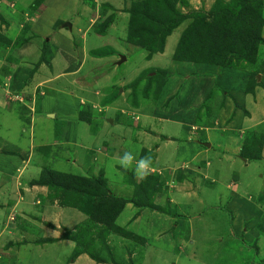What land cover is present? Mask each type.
Wrapping results in <instances>:
<instances>
[{"label": "crops", "instance_id": "1", "mask_svg": "<svg viewBox=\"0 0 264 264\" xmlns=\"http://www.w3.org/2000/svg\"><path fill=\"white\" fill-rule=\"evenodd\" d=\"M3 1L0 3V36L3 38V41L0 38V264H131L136 253L134 250L123 252L125 247L131 246L130 242L145 245L141 264H175L187 259L186 256L182 260L179 257L187 242L192 247H198V236L194 235L197 242L189 241V238H185L187 235L178 236L182 235L183 227L179 219L172 217L175 219L173 221L162 217L160 212L140 209L127 203L116 218L115 225L138 236L141 241L110 232L105 238L109 250H105L96 238L100 226L94 224L92 230L96 233L92 236L95 242L91 253L103 261L98 262L83 253L73 262H68L75 249V242L62 236L70 231L76 234L84 224L89 223V218L78 209L63 205L54 190L35 184L34 181L40 179L44 169L53 170L54 162H59L72 147L75 156L72 162L68 160L69 166L85 175L103 176L112 194L126 200L134 197V188L128 182L130 177L136 183L142 179L131 170L121 169L115 161L126 149L135 147L133 150H139L137 158H152L153 170L148 175L158 174L162 182L161 190L152 197L156 205L165 208V203L162 205L160 200L168 198L171 207L184 210L189 207L197 213L198 218L195 219L198 223L202 221L198 211L206 202L214 206H228L234 216L231 235L237 236L235 230L239 218L241 214L249 213V205L253 206L250 200L254 194L264 198V189L254 179L255 169L249 165L250 162L264 161L262 79H256L258 85L248 90L254 68L250 72L222 68L229 71L223 77L220 75L222 70L211 72L213 68L210 64L175 62L171 57L169 62L160 66L156 61H160L158 56L161 54H154L149 59L144 54L143 60L147 66L162 68L166 72L154 103L159 108L166 106L168 110L165 114L158 113V117L150 116L156 113V109L151 106V112H147L146 107L140 113H134L137 115L134 117L135 122H126L129 130L122 135L129 137V134H133L138 141L135 143L130 136V142L123 145L122 138L113 135L115 124L106 115L107 105L103 101L109 96L124 93V90L121 87L119 91L106 89L110 94H101L100 82H104L105 78L98 76L95 79L93 71L97 70L98 75L110 69V73L115 75L116 66L120 63L113 58V50L104 55L102 50L108 46L105 37L108 30L119 31V24L123 23L127 39L130 20L128 11L134 0H62L60 3L57 0H41L35 18L28 22L34 24L30 34L28 27L24 29L26 22L23 23L18 14L26 12L36 0H20L17 11L9 7L12 12L7 11V14L6 9L1 8L4 7ZM186 1L187 4H178L181 13L187 10V6L189 11L198 10L201 6L206 9L205 6L209 7L215 0H206L207 4L201 1L200 5L194 0ZM60 4L70 8L59 9ZM50 11L54 15L48 17ZM71 12L73 19L70 17ZM82 18L84 22L79 24ZM107 18L110 23L99 34L98 23L103 24ZM56 19L60 24L70 21L71 26H59L56 29ZM79 25L85 28L81 29ZM74 26H77L81 47H77L74 37H71ZM88 36L89 40L85 42ZM261 36L264 39V29ZM126 42L130 47L134 45L128 40ZM99 48L102 55L97 54ZM170 62L185 66L180 67L183 73L175 76L169 72ZM89 65L95 67L90 66L88 69ZM97 65H102V69L96 68ZM197 67L199 74L195 72ZM216 67L218 69L219 66ZM258 68L256 65V70ZM263 71L261 67L257 74L261 75ZM238 78L240 81L235 85L234 81ZM120 79L122 81L123 77H119L118 81ZM223 87L230 88V91L223 92ZM53 91L57 97L61 96L58 99L60 104L56 107L51 102L53 98L48 95ZM162 96V102L165 103L161 106L159 99ZM202 107L204 112L201 114ZM85 109L89 110L91 124L80 120V112L85 113ZM58 111L71 113L73 120L70 125L76 129L81 127L91 140L82 142L84 135L70 132L67 125L64 133L58 136L60 139L55 140ZM141 115L144 116L142 121ZM153 119L160 121L161 126L153 130L144 128ZM79 122L84 123V128ZM90 126L93 128L84 130ZM250 131L262 139L258 160H248L241 156ZM74 135H79V143H75ZM160 171L167 172L166 176L162 172L160 174ZM257 204L262 207L260 203ZM241 219L244 221L243 217ZM207 220L215 222L216 218L213 213H208ZM154 222L164 225L161 227ZM190 222L192 224L194 220ZM216 224L223 227V218L217 217ZM200 230L198 227L197 234ZM190 231L192 234L195 229L190 228ZM244 234L245 230H241L238 236L245 238ZM217 238L212 235L209 243L202 248L203 258L199 260L203 264H209L208 261L217 260V256L221 255L214 248L210 249L212 240ZM257 245L260 247L258 255L264 259V248L261 244ZM148 248L151 256L146 255ZM231 260L228 264H239Z\"/></svg>", "mask_w": 264, "mask_h": 264}, {"label": "trees", "instance_id": "2", "mask_svg": "<svg viewBox=\"0 0 264 264\" xmlns=\"http://www.w3.org/2000/svg\"><path fill=\"white\" fill-rule=\"evenodd\" d=\"M40 2L41 0H36L31 7L26 9V12L21 11L18 14L23 19V23L35 17ZM132 2L128 11L130 20L127 40L134 42L139 37L148 35L149 38L141 42V46L148 51L146 55L148 59L164 51L166 38L186 20H189V23L180 33L172 54V60L175 62L210 64L221 68L252 66L257 60L259 44H264V39L261 37V29L264 26L262 0H231L230 3L217 0L208 11L199 9L189 13H181L178 10V4L184 5L185 0H134ZM26 23H24V29ZM109 23V18L103 24L98 23L99 34L105 31ZM96 32H98L97 29ZM0 38L3 39L1 36ZM43 53L44 49L42 60ZM156 74H162L165 77L166 72L161 70ZM257 75V73L251 75L248 90H253V87L258 85ZM79 117L81 121L91 124V118L84 116V113L80 112ZM249 136L246 137L241 156L248 160H258L261 155L262 139L260 140L253 131H250ZM130 178L128 182L134 188V197L130 200L113 195L101 175L97 177L65 175L44 169L40 179L34 181L35 184L48 186L54 190L63 205L72 206L89 218V223L84 224L76 234L62 236L75 242V249L68 262H73L78 255L83 253L98 262L103 261L101 257H96L91 253L95 242L92 238L94 224L100 226L97 229L96 238L100 240L105 250H109L105 238L110 232L132 237L134 241H141L138 236L115 225L116 218L127 203H132L140 209L148 208L171 215V204L168 200L164 208L156 205L152 199L162 187L158 174L148 175L139 183H136L133 177ZM171 217L188 218L185 215H174L173 213ZM263 227L264 222L260 228L264 232Z\"/></svg>", "mask_w": 264, "mask_h": 264}, {"label": "rangeland", "instance_id": "3", "mask_svg": "<svg viewBox=\"0 0 264 264\" xmlns=\"http://www.w3.org/2000/svg\"><path fill=\"white\" fill-rule=\"evenodd\" d=\"M19 1L20 0H4L3 1L4 3L2 5L4 7H1V8L2 9L5 8L6 14H7V11L12 12V9H10V8H13V10H16V8L19 7L17 5L19 3ZM61 1L62 0H57V3H60ZM137 1H142V0H137ZM201 1L203 3H206V0H194V2L198 5H200ZM215 1H217V0H215ZM221 1H223L224 3H230L231 0H221ZM262 1H263V5H262V9H263L262 13L263 14H262V16L264 19V0H262ZM0 3H2L1 0H0ZM185 4H187L186 0H185ZM213 4L214 3L209 4V7L205 6L206 9H204V6L203 7L201 6L198 8V10L204 9L205 11H208L211 9ZM176 7H177V4H176ZM8 8H9V10H8ZM66 8L67 7L64 4H60V6H59V9L64 10ZM68 8H70V7H68ZM68 8L66 10H68ZM189 12L190 11L188 10V6H187V10L184 13H189ZM51 15H54V12L50 11L47 16L49 17ZM70 17L73 19V13L72 12H71ZM33 18H35V17H33ZM72 19H70V20H72ZM57 20L58 19H56L57 26L53 23L54 27L56 29H58L59 26H63V23L60 24V21H57ZM26 22H29V20H26ZM49 22L50 21H48L47 23L49 24ZM83 22H84V19L82 18V19H80L79 24H83ZM68 23H70V21H68ZM188 23H189V20L184 21L183 24L179 25L176 29H174L173 32L166 38L165 47H164L165 53L163 54L164 51L162 53H157V54H161L159 56L156 54L158 56V58L160 57V61H159V59H157V61H156L158 65L164 66V63H167L170 61L169 58L172 57L171 54H173L175 45H176L178 38H179V37H177V35L182 32V30L187 26ZM119 25H120L119 31L111 32L110 30H108V33L105 37V40H106V43L108 46L104 47L102 50L104 52V55H105V53L110 54V52L113 50V53H112L113 58L115 59L116 62H118V61L121 62L120 65L116 66L117 70L115 72V75L110 73L111 72L110 69H107L106 72L103 71L102 74H98V75H97V70H94L93 72H95V74H96V75H94L95 79L98 76L105 78L104 82H100V84L102 86L100 88L101 94H105V92L110 94L109 93L110 91H107L109 89H113V90L116 89V91L118 89V91H119L120 87L124 90V93L122 92L121 94H118V96L115 95L114 97L109 96V97H107V99L105 101H103V102H105V105H107L106 115L110 119H112L114 121V124H115L114 125L115 127L113 126V128H114L113 135L116 137H121L122 138V144L124 145V143L128 144L130 142V140H129L130 136L133 138L132 141H134L135 143H137V141H138L137 137H135L133 134H131V135L129 134V137L127 135H122V133L127 132L129 130V128H128L129 126L126 125L127 124L126 122H129V123L131 121L135 122L134 117L137 115L134 113H138L139 111H141L142 108L145 109L146 107H147L146 111L151 112V108H150V106H151V107H153V109L154 108L156 109V113L154 112L150 116H157L158 117L159 116L158 113H164L165 114L168 109L166 108V106L159 108L158 106H156V103H154L156 101V97L158 96V92H160V86L163 82L164 76H162V74H160V75L156 74L158 72H161L162 68L155 69V68H152L150 66H147V64L143 60L144 59L143 55L144 54L147 55L148 51L141 46V42L148 39L149 36L144 35L141 38L139 37V39H137V41L134 40V42H131L134 45L132 47H130V45L126 42L127 39L125 36V32H126L125 31V25L123 23H120ZM79 26L81 29L85 28L81 25H79ZM26 27H28V33L30 34L32 32V29H33L31 27H34L33 22H30L29 24L26 23ZM76 29H77V26H74V30L71 34V37H74V41H75L76 46L81 47V42L78 41L79 40V38H78L79 33H77ZM263 29H264V26L261 29V35L263 33ZM63 30H65V29H63ZM110 37H111V39H110ZM113 39L115 41H113ZM88 40H89V36L85 42H87ZM108 41L110 42V44H108ZM90 51H91V48H90ZM99 52H100V48L97 50V54H100V55L103 54V52H100V53ZM121 57H125V60L122 61ZM256 59L257 60L255 62V65L239 66V67L235 68V71H236V69H240V70H242V72L243 71L250 72L254 68V71H252V72L257 73L261 67L264 68V63H263L264 62V44H259L258 49H257ZM261 64L263 66H261ZM169 65H167V66H169ZM256 65L259 66V68L257 70H256ZM90 66L91 65H89L88 69H90ZM216 66L217 65H214V66L211 65V67L213 69L217 68ZM91 67L93 68V67H95V65H93ZM97 67H98V65L96 66V68ZM180 67H185V66H180V64H174V62H172L171 65L168 67V69H169L168 71L173 72V74L175 76H179L180 74L183 73V71L180 69ZM163 68H165V67H163ZM98 69H102V65H100V67H98ZM144 69H147V70L141 72ZM213 69H211V72L212 71L213 72L214 71L220 72L222 70V68H219V67H218V69H215V70H213ZM198 71H199V68L198 67L195 68V72L197 74H199ZM227 72H229V71L228 70H222V72H220V75L224 77ZM113 75L115 78H113ZM121 76L123 77V80L121 81V79H120L118 81V78ZM135 76H136V79H134ZM258 78L262 79V84L264 85V71L261 75L257 76V79ZM132 79H134V80L132 81ZM239 81L240 80L238 78L237 80L234 81V84L237 85ZM116 82H117V84H116ZM231 88H233V87H231ZM222 91L228 92V91H230V88L223 87ZM54 93L55 92L53 91L52 94H48V95H50L53 98V100H55V101L52 100L51 102L56 107V106H59V104H60V101H58V99H60L61 96L57 97ZM114 94H116V93H114ZM216 95L218 96V94H216ZM162 100H163V96L160 97V99H159V103L161 106L165 103V101L162 102ZM38 101L40 102V99H38ZM170 104L168 105V108H170V106H171ZM101 106H103V103ZM76 108L78 109L79 107H76ZM38 110H39V103L37 102V106H36L37 113H38ZM101 110H103V109H101ZM84 111H85L84 114H86L88 116L89 110L87 111V109H85ZM58 112H59V120L55 124L56 132H57V135L54 132V139L55 140L60 139L58 136H61L62 133H64V128L66 127V125L68 126L70 132H77V134H79V132H80L81 136L84 135V140L82 142H89L91 140V137L87 133H84V131L81 130V127H80V129H76L70 125L71 120H73L71 113H68L65 111L64 112L58 111ZM203 112L204 111H203V107H202L201 108V114ZM132 114H134V115L132 116ZM130 115H131V117H130ZM143 118H144V116L141 115L140 121H142ZM78 124L84 128V125H83L84 123L81 124L79 122ZM159 126H161L160 121H158L157 119H153V120H150L146 125H144V128L149 129V130H153ZM91 128H93V127L92 126L86 127L84 130L88 131ZM74 136H76L75 137V143H79L80 142L79 135H74ZM131 147H133V146H131ZM72 149H73V147L69 148L68 152L64 154V157H62L59 162H54L55 167L52 168L54 170V172L59 171L60 173L65 174V175H69V174L71 175L72 174L75 176L86 174L84 172L82 173L81 171L75 170L74 168L69 166L68 160H70L72 162L74 160V156H75V154H73L74 152ZM133 149H135V147H133ZM249 165L251 167H254V169H255V174H256V177L254 178L255 181L258 183L259 186H261V188L264 189V161L250 162ZM47 170H49V169H47ZM53 170H50V171H53ZM161 172L162 171H160V174H161ZM163 174H165V176H166L167 172H165ZM85 176H91V175H85ZM106 178H108V177H106ZM176 181H178V180H176ZM176 181H174V183H176ZM160 183H162V182L160 181ZM167 200L169 201L168 198H165V197L161 198V200H160L161 204L164 205V203ZM257 202L260 203L262 207H259L258 204L256 205ZM250 203L253 204V206L249 205V213H243V214H241V217L239 218L238 227H237V230H235V234L237 236L231 235V229L234 228V216L232 214V210L229 209L228 206H224V205H215L214 206L213 204L206 202L203 206H201V208L198 211L201 214L200 220H202L200 223H198V220L195 219V218H198V216L196 217L197 213L192 211L189 207L187 210H184V208L171 207L172 206L171 205L170 209L173 208L172 213L174 215L178 214V215H183V216L185 215V217H188L187 219H184V218L179 219L180 220L179 224H182L183 227H182V232H181L182 235H178V236L183 237V235H187L185 238H187V239L189 238L190 239L189 241H193V242H197V239H196L197 236L199 238L198 242L196 244V245H198V247H192L190 242L186 243V248L181 249L179 257H180V260H182L183 259L182 257H185V256L187 259L180 261V262L177 261L175 264H194L191 261H194L197 264L198 263L203 264V262H201L199 260L200 257L203 258V252H202L203 249L202 248H204L209 243V239L212 238V235L214 237L218 236V238L212 240V243L210 245V249L212 250L214 248V251L217 253H220L221 255L217 256L214 253H210L211 255H216L219 258L217 260H214V261H208L209 264H228V262L231 258L233 259V260H231V262L232 261L233 262L238 261L239 264H264V259L260 258V256L258 255V253L260 252V250H259L260 247L257 245V244H261V246L264 248V232L260 229L262 223L264 222V220H263L264 219V198L259 197V195L254 194V197L250 200ZM152 211H155V210H152ZM172 213H171V215H172ZM208 213H213V215L216 218L215 222L207 220V214ZM159 214H162V217L170 218L173 221L175 220L171 217V215H166L164 213H159ZM217 217L223 218V222H224L223 227H221L219 224H216ZM242 217L244 218V221L241 219ZM189 218H190V220H189ZM192 219L194 220V222L191 224L190 221ZM154 223H156V222H154ZM248 223H252V225L249 226ZM156 224L161 226L163 223L162 224L156 223ZM161 227H163V226H161ZM198 227L201 230L197 234V228ZM190 228H192L193 230L195 229V232H193L191 234V231H190V233H189ZM178 229H176V230H178ZM241 230L242 231L245 230V234H244L245 238L238 236L240 234ZM92 233L95 234L96 232L92 230ZM178 233L180 234L179 230H178ZM255 233H256V235H255ZM66 234L67 235H74L73 232H71V231L67 232ZM194 235H196V237ZM130 244H131V246L125 247L123 252H125V250H134L133 252L136 253L135 254L136 257L133 260H131V264H141L142 263L141 258H142L143 251H145V248H144L145 245L140 246V245L134 244L132 242H130ZM208 251H210V250H208ZM146 255L151 256L150 248L147 249ZM147 264H150V263H147Z\"/></svg>", "mask_w": 264, "mask_h": 264}, {"label": "clouds", "instance_id": "4", "mask_svg": "<svg viewBox=\"0 0 264 264\" xmlns=\"http://www.w3.org/2000/svg\"><path fill=\"white\" fill-rule=\"evenodd\" d=\"M138 156L139 150H133L131 148L126 149L123 154L115 161V164H118L121 169L133 171V174L139 179H144L153 170L152 158L150 156H140L137 158ZM134 161L135 166L133 167Z\"/></svg>", "mask_w": 264, "mask_h": 264}, {"label": "water", "instance_id": "5", "mask_svg": "<svg viewBox=\"0 0 264 264\" xmlns=\"http://www.w3.org/2000/svg\"><path fill=\"white\" fill-rule=\"evenodd\" d=\"M63 26L69 28L71 25H70V23H66V24H63ZM121 60L124 61L125 57H121ZM119 63H121V62L119 61ZM204 146H206V145H204Z\"/></svg>", "mask_w": 264, "mask_h": 264}]
</instances>
